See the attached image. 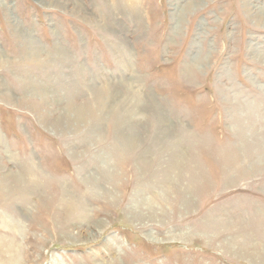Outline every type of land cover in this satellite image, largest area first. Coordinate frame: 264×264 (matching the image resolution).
Segmentation results:
<instances>
[{
  "label": "rangeland",
  "instance_id": "1",
  "mask_svg": "<svg viewBox=\"0 0 264 264\" xmlns=\"http://www.w3.org/2000/svg\"><path fill=\"white\" fill-rule=\"evenodd\" d=\"M0 264H264V0H0Z\"/></svg>",
  "mask_w": 264,
  "mask_h": 264
}]
</instances>
